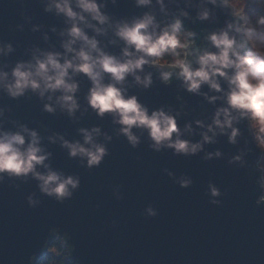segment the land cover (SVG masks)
Instances as JSON below:
<instances>
[{
	"label": "clouds",
	"instance_id": "clouds-1",
	"mask_svg": "<svg viewBox=\"0 0 264 264\" xmlns=\"http://www.w3.org/2000/svg\"><path fill=\"white\" fill-rule=\"evenodd\" d=\"M45 12L61 17L62 27L32 23L23 11L24 23L16 24L22 31L25 23L32 32H41L50 41L49 33L59 37L55 45H32L27 58L0 64V92L9 98L35 96L42 102V111L66 115L74 123L91 110L101 119L111 118L116 136H123L131 147H138L142 138L156 152L171 149L173 155L203 154L211 160L224 156L220 148L208 150L218 138L237 146L228 157L229 164L251 167L247 157L254 145L258 150L257 168L264 169V0H134L140 14L114 17L108 5L117 0H42ZM194 10V15H193ZM225 13L223 24L203 35L187 27L197 21L214 22L217 12ZM106 38V42L105 39ZM119 44L113 52L109 45ZM15 51L10 41H0V58ZM89 82L81 101V79ZM159 79L170 84L173 79L187 93L200 96L212 110L204 116L184 120L187 101L180 95L179 106L161 105L150 108L133 87L149 89ZM9 106H0V183L34 179L39 192L58 202L70 199L80 187L78 174L65 173L52 166L49 144H58L70 158L89 169L98 167L109 154L107 144L113 135L100 125L80 126L79 139H69L59 131L42 135L39 128L11 119ZM79 113V115H77ZM10 123L11 127H6ZM245 125V130L240 127ZM199 137L193 139V137ZM174 182L187 188L192 177L179 176L165 168ZM248 173V172H247ZM255 183L260 188L256 204H264V176ZM120 185L113 186L116 199L122 198ZM206 192L210 203L221 205L224 193L209 181ZM30 207L40 200L35 192L26 197ZM99 207V205H97ZM143 214L154 217L158 210L148 204ZM117 222L112 221V227ZM54 237V239H53ZM70 237V234H69ZM52 254L38 259L29 257V264H80L72 261L74 245L61 230H53L42 249ZM59 257V259L57 258Z\"/></svg>",
	"mask_w": 264,
	"mask_h": 264
},
{
	"label": "water",
	"instance_id": "water-1",
	"mask_svg": "<svg viewBox=\"0 0 264 264\" xmlns=\"http://www.w3.org/2000/svg\"><path fill=\"white\" fill-rule=\"evenodd\" d=\"M107 10L114 17L143 11L134 0H117L116 5L109 3ZM22 11L32 17V23L44 25L42 31L51 25L63 26L61 17L44 11L42 0H0V41H10L15 47L8 57L0 58V64L4 60L12 64L26 59L25 50L34 44L59 48V37L54 33H49L50 41L46 43L41 32H32L27 23L22 31L17 30L16 24L24 23ZM224 19L225 13L218 11L216 21H197L187 27L203 35V30L223 24ZM119 47L109 45L113 52H118ZM88 86L89 82L82 78V102ZM130 94L138 95L150 108L178 107L176 97L182 96L187 101L188 114L178 121L180 125L212 110L202 97L180 89L175 79L167 85L155 79L151 88L133 87ZM0 106H9L8 117L39 128L45 136L59 131L69 139H79L76 129L93 124L113 135L107 144L109 154L91 169L77 158H70L58 144L44 141L53 153L52 166L81 178L80 187L63 202L41 194L34 179L16 181L18 188L7 180L0 183V264H29L33 253L39 259L47 250L42 249L44 240L53 230H61L70 238L74 251L69 259H79L80 264H264V204H256L260 188L255 180L259 183L260 169L255 166L258 150L254 145H250L252 152L247 157L251 164L248 170L228 163L237 146L223 136L207 148H220L224 156L204 160L202 153L182 156L173 155L171 149L156 152L149 148L146 134L133 148L125 137L116 136L117 126L107 114L101 119L89 110L74 123L59 112L42 111V102L35 96L14 100L2 92ZM240 127L247 135L245 125ZM165 168L176 176H191L192 185L181 187L164 172ZM210 180L224 193L219 197L221 205L210 203L206 192ZM115 185L121 186L119 200L113 194ZM32 192L40 200L36 207H30L26 199ZM148 204L158 210L156 216L143 214ZM113 220L116 227L111 226Z\"/></svg>",
	"mask_w": 264,
	"mask_h": 264
},
{
	"label": "rangeland",
	"instance_id": "rangeland-1",
	"mask_svg": "<svg viewBox=\"0 0 264 264\" xmlns=\"http://www.w3.org/2000/svg\"><path fill=\"white\" fill-rule=\"evenodd\" d=\"M250 8H254L255 7V0H250V4H249ZM259 158V157H258ZM258 160V159H257ZM262 163H264V161H262ZM255 166L257 167V161L255 163ZM260 177L264 176V169H260ZM264 185V184H263Z\"/></svg>",
	"mask_w": 264,
	"mask_h": 264
},
{
	"label": "trees",
	"instance_id": "trees-1",
	"mask_svg": "<svg viewBox=\"0 0 264 264\" xmlns=\"http://www.w3.org/2000/svg\"><path fill=\"white\" fill-rule=\"evenodd\" d=\"M51 255L52 254L48 253L47 250H46V252L40 258H47V257H50ZM57 258L59 259V257H57Z\"/></svg>",
	"mask_w": 264,
	"mask_h": 264
}]
</instances>
